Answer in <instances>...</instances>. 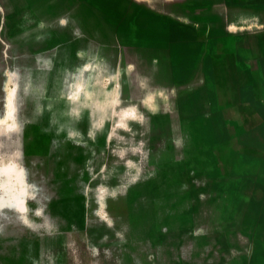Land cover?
<instances>
[{"label": "rangeland", "instance_id": "374dc122", "mask_svg": "<svg viewBox=\"0 0 264 264\" xmlns=\"http://www.w3.org/2000/svg\"><path fill=\"white\" fill-rule=\"evenodd\" d=\"M0 109V264H264V0H0Z\"/></svg>", "mask_w": 264, "mask_h": 264}, {"label": "snow or ice", "instance_id": "6c2138e0", "mask_svg": "<svg viewBox=\"0 0 264 264\" xmlns=\"http://www.w3.org/2000/svg\"><path fill=\"white\" fill-rule=\"evenodd\" d=\"M86 70V69H85ZM78 81V83H77ZM9 83L13 86L12 91V104H13V118L12 123L16 124L18 121V109H19V99L20 95L19 92L16 90V85L18 83V77L15 74H11L9 76ZM83 72L78 73L76 76L72 77V82L67 83L66 87L68 89L67 91V98L73 103V109L70 113L73 117H77L79 115V109L81 107H89L87 103H78V101L81 100L82 95H84V98L86 99V95L83 94ZM24 91H30V89L25 88ZM6 103V98L4 100ZM96 111H102V109H99L98 107L95 109ZM5 109H0V136H3L5 134L4 127H3V115H4ZM130 114V113H129ZM99 123V121H97ZM13 162L17 164V171L21 174L22 181L26 180V173L25 170L18 165V157L12 158ZM33 186L30 184L25 183V199H32V193L30 192V189ZM4 207H15V205L11 204H3L0 203V210H2ZM19 211H27V209H18Z\"/></svg>", "mask_w": 264, "mask_h": 264}]
</instances>
